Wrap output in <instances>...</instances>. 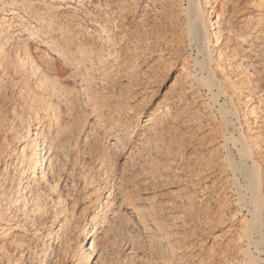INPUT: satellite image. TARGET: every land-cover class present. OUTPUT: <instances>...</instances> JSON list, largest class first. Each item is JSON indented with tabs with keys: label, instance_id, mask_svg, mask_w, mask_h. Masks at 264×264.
Wrapping results in <instances>:
<instances>
[{
	"label": "rangeland",
	"instance_id": "obj_1",
	"mask_svg": "<svg viewBox=\"0 0 264 264\" xmlns=\"http://www.w3.org/2000/svg\"><path fill=\"white\" fill-rule=\"evenodd\" d=\"M121 1L122 0H61V1L60 0H28L26 1L28 3L26 2L24 3L25 5L24 7H26V11L28 10V12L25 13L26 14L25 22H24L25 26L23 27H26V28H24V31L22 32V36L25 37V35L27 34V31H29L32 25L37 27V29L40 32V34L38 33V35L36 36L34 40H31L32 42L31 43L32 45L31 57H34V58H31V60L33 59L32 60L33 64H35V61L37 64L39 60H41V62L46 60L47 59L46 54L55 56L54 54L55 51L53 50V48L51 46L50 47L47 45L45 46L42 43L43 39L47 38L46 35L48 36V31L46 34L44 31H46L45 29H47L49 25L52 26L51 25L52 21H53L52 23L53 26L56 25L54 27L52 26L53 27L52 32H55L54 30H56V28L62 31L61 29L63 27L64 28L66 27L65 29L66 30L69 29L70 34L73 33L74 35H76V37L78 35L80 37H85V38L87 37L86 39L90 40V43L92 44L90 46L93 48V45L94 46L96 45V47L93 48V49H96V48H99L102 45V43H101V40L98 41V38L96 37L97 30L96 29L94 30L95 27H93V25L90 23V20L91 18H93V16L94 18H97L96 20H98L99 22L101 19H104V20H101L102 25L103 26L104 24L106 26L108 25L107 27L104 26V30L109 28L108 30L111 33L108 30L106 31L108 32V34L109 33L112 34V36L110 35L111 36L110 40L107 42V44H104L103 47H105L104 48L105 51H108V49L112 51L115 48L114 50L115 54L111 52L112 59H111V64L109 65H113V67L108 69V75H110L111 78H109L108 80V77H107V80L105 78L104 80L99 81L100 83L98 82V85L100 89L104 87V89L102 88L101 90L103 91L102 94L104 96H107L106 98H109L107 94H110V93L112 94L111 95L112 98H113V93H115L114 94L115 98L119 97V100L117 101H115L117 98L112 99L110 97V99L112 101L114 100L113 101L114 104H116L115 102H117L119 106L121 105L120 106L121 109L114 108L115 112L113 111L114 113H111L114 116L110 114L109 116L111 117L105 116L104 117L105 119L104 118L101 119L98 117V116H101L100 112H98L99 115H97L98 113H94V114L90 113L89 112L90 108H85L83 105L80 104V106H78L79 109L77 108L79 112H76L77 114H75V111H78V110L77 109L71 110L70 109L72 107L71 103L67 105L66 102H62L64 105L62 103H60V105H62L63 109L61 108L59 112L62 114L63 117L60 116L61 114L58 112L60 119L58 118L59 120L54 121V122L58 121L57 124L52 121L51 123L52 125H51L48 121H45L39 125L40 132L43 131L42 133L48 134L49 136L53 135V137H55V141L61 146L60 147L58 145L60 147V150H58V153H55L56 155L54 154V156L57 157V159H59V165L61 167L58 166L57 168L58 170H56L52 174V176H50V174L47 173L48 174L47 182L43 181L40 184L42 188L41 190L43 192L41 196L44 195L46 198L43 196V199L39 201L41 202L40 205H41L42 210L38 213L37 211L35 212L34 208L32 207L33 198H34L33 196L35 195L33 194V192L31 193V185L34 186L35 184L34 179L32 178L30 174L26 172L22 174V178L26 175L23 179L24 189H25L23 191L24 193L23 201L25 203L23 201H22L23 203L22 202L16 203V204L14 203L15 205L12 204L11 205L12 207H10V210H8V213L12 214L14 217L13 219L14 223H12L11 225H7L8 228L13 226L11 227V230H9L10 232L8 233L6 234L1 233L2 230H0V233H1L0 234L1 235L0 236V264H46V263L47 264H78V260L81 257V251H82V250L80 251V248L81 247H83V249L85 248L84 251L86 250L87 252L90 251L89 248L87 249V247L89 246V239H90V236L89 237L87 236L88 232L92 231L91 232L93 233L92 237L96 236L97 239L100 240L102 236L100 234H102L103 228H107L106 225L109 226L110 222H112L110 223V225L116 224V226L118 227V231H117L116 226L114 225L117 232H114L115 231L114 230L115 228H114L111 234H113V236L115 234V236L112 238L114 241H117V242L113 244L114 247L109 245L107 247L108 249H106L104 253V255L107 257L106 258L107 264H176V263L177 264H209V263L210 264H219V263L220 264H249L248 256L244 255L245 253H243L246 250H249L250 252H252L253 255L257 257V262L255 264H264V246L259 245V247H256L254 244H250V242L248 241L249 238H247L248 237L247 230L251 228L250 219L252 216L251 209L253 207L250 201L251 191L248 189L247 182H246L247 179H245V175L240 169H236L231 165L230 159L227 157L229 153L228 156L235 159L236 161H241V157L239 155L240 144L239 142L236 143V141L232 139L239 137L242 133L244 134L246 133L247 136H249L248 134H250V132L258 136V137H255L256 139L254 140H256V142L257 141L259 142L258 145H259V148H261V150L260 149L259 150L262 153V154L261 153L259 154L264 156V152H263L264 142H262L264 141V138H263L264 129L261 130L262 133L261 131H259L261 135L258 132V130L256 132H253V130L256 128V126H254V123H253L255 115L256 114L259 115V113L260 115H264V111H263L264 110L263 109L264 108L263 107L264 106V102H263L264 93H262L264 92V90L262 89L264 88V85H263L264 84V80H263L264 70H261L258 66L256 67V69L255 67L253 68V66L251 65H250L251 67L246 66L247 63L252 62L253 60L249 56H248V60L244 59L243 66L248 68L246 71L248 72L250 76L252 75V79H254V85L255 86L259 85L260 87V90H259V87L256 86L257 88H256V91L254 92L255 94L253 95L254 99H252V102L250 104V107H253L254 104H256L254 107L255 108L254 109L255 111L253 113L254 115L252 114L250 118H245L246 116H244V114L246 113L247 106L242 103H239L238 97L236 95L232 96V93L231 94L229 93L230 89L227 87V89L225 88L226 90L224 89L225 93L223 92L221 102L222 101L225 102L223 103V107L225 110H228L229 113L231 114V115L229 114V120H230L229 123L231 122L232 123L231 124L228 123V125H225L222 122L223 119H221L222 115L219 110L220 106L218 105V103H215V101L210 98L212 97V95H210L208 90L204 88V85L202 87L201 82L196 80V78H194L192 74V72H194V69H195V62L193 61V57H192L193 55L192 48L189 45L184 47L183 43H181V40H180L182 39V35H181V32L179 31H181V29L183 30L182 23H183V17L185 16V11L182 10L183 9L182 5L186 6L187 0H123V2ZM124 1L126 2V4ZM234 1H236V3H233ZM234 1L229 2L227 7H223V11L220 5L217 6V9L222 11V17H220L218 20V21H221V23L217 21L216 25L218 24L220 27L222 26L224 27L225 25L229 23L231 24L233 22L234 24L233 23L232 24L234 25L233 27H235V29H238V27L241 29H244V28L247 29V25L245 24L248 23L249 25V22L257 21L259 19L264 20V17H263L264 16V10H263L264 0H239V1L234 0ZM118 2H121V3H118ZM237 3H239L238 6H237ZM8 5L9 4H7L5 7L7 8ZM229 5L230 7H228ZM121 6L123 7L122 9H121ZM235 7H238V8L242 7V8L241 9L237 8L238 10H236ZM144 8H146V11L148 10L146 14H145L146 11L144 10ZM232 10H234V12ZM224 11H226L227 13H224ZM239 11H241L242 14H240ZM37 13H39L38 15L45 16L46 19L49 21L41 25L37 24L36 19L34 17L36 16L35 14ZM4 15L12 16L11 12L8 10H6V13H4ZM251 15L254 17H251ZM241 16H243L245 19ZM143 17H145V19H143ZM212 17L214 18L215 16H212ZM141 18L143 20H141ZM166 20L168 22H166ZM169 20L170 21L172 20V21L169 23ZM136 21L139 22L138 23L139 26H137ZM224 22H225V25H223ZM173 23H175L174 27L172 26ZM112 24H114L115 26ZM241 24H244V25L242 26ZM260 24H259V28H262V27L264 28V21ZM216 25H215L216 27L215 30L220 28L219 26H216ZM73 26L74 28H72ZM120 26H122V28L116 29L117 27H120ZM15 28L17 29V27ZM39 28H41L43 31ZM166 28H168V30ZM122 30L124 31L122 32ZM126 30H127V33L131 35L129 34L125 35L127 34ZM60 31L58 32V30H56V33L58 32L57 34L52 33V32H49V33H51V35H58ZM112 31L114 33H112ZM79 33H81V35ZM138 33L140 35L142 34L141 38H140V35L138 36ZM3 34H5V32H3ZM132 35H133V38H131ZM174 35H175V38H173ZM147 36H148V40H146ZM176 36L179 37L180 39L177 40L178 38ZM122 38L123 40L121 42ZM128 38L129 39L131 38V39L129 40ZM212 40H215V37L212 38ZM10 41L12 40L9 39V42L7 43L9 46L8 45L6 46V51L9 50L8 51L9 53L7 52L8 55L12 54L11 57H14V58H11L10 60V57L7 56L9 60L15 62L16 60L15 56L17 57L19 53H20L19 54L20 56L18 55V57L20 58L22 56L21 58H24L23 53H21L22 51L19 49L17 51V46L13 45L16 40L14 39L12 41L13 43ZM123 42L125 43L123 44ZM179 42L182 45H180ZM224 42L225 41H220L218 44L219 46L218 45L215 46L216 48L213 47L215 51L218 50L217 51V53L219 52L218 54H220L223 51L222 49L225 48L226 45L222 44ZM179 45L181 47L183 46L182 50H180L181 47ZM11 46H12V49H11ZM125 46L126 47L128 46L127 48H130V49H127ZM246 46H248V44H245V47ZM134 47L136 48L135 52H134V49H135ZM176 47L177 48L179 47L177 49L179 53L176 51ZM117 48L118 50H116ZM139 48H141V50ZM120 49H121L120 53L117 52ZM126 49L127 51L128 50L131 51L130 53L131 55L129 54L130 51H128L127 53ZM137 49H139V51H137ZM124 50H125V53H124ZM236 50L237 49L234 50L235 52L234 51H231V52L239 56L236 58L237 60H241L242 54L245 55L246 53L240 49L238 51ZM121 52L123 54H121ZM195 53H196V49H195ZM138 54L141 55L142 57L139 56ZM121 55L122 56L129 55L128 56L129 59L127 56L122 57ZM217 55H214V56L217 57ZM131 56H133L132 59H131ZM119 58H121L120 60L121 61L123 60V62L127 64V66L125 67L128 68L129 66H132L134 68L133 70L129 69L130 71L132 70L131 72H133L134 74L129 72L131 76L129 75V73L127 72L129 70L126 69L124 66L120 65V63L122 62H120ZM249 58L251 60H249ZM12 59H15V60H12ZM134 59H136L137 62L134 61ZM31 60H27L28 62H26V67L28 70L32 68ZM232 61H234V58ZM219 62L221 63L222 61L219 60ZM228 64L230 65L229 60H227V62L225 60L224 62L221 63L222 67L225 66L224 67L225 70L223 68V71H227L229 69V71H227L229 75L223 71H222V74L220 71H218L217 73H220L218 75L232 76L233 74L234 76V73H233L234 69L228 68L229 66ZM256 65H259V64H256ZM2 66H0L2 69L5 68L3 64ZM132 67H129V68H132ZM1 68H0V73L2 72ZM116 69L118 71H114ZM252 69H254L255 71H253ZM258 69H260V71L262 72H259ZM125 70L127 71L123 73V71ZM111 71H113L112 75L113 73H115L113 76L111 75ZM256 71L259 73V75H261L260 73H263V74L261 76L256 75L257 74ZM121 72L123 74H121ZM132 74L135 76H133ZM7 76L6 75L4 76L1 74V77H0V79L2 78L1 80L2 81L4 80L6 83L8 80H10L11 82L10 83L8 81L7 84L5 83L6 85H3L4 81L1 82L0 80V89L1 88L3 89L6 86L5 90L7 91V92L5 91L6 92L5 94L3 91L4 89L2 90L3 92L0 90V93H1L0 94V102H1L0 106L3 107L1 105L3 103L5 111L9 112L8 113L9 115L6 113V115H8L7 123L12 124V121H13V124L16 128H17V125L18 127L21 125L22 127L20 126V128L24 129L25 131L26 128L25 127L23 128L22 123L24 122L23 124L29 125L30 121L33 122L32 118L35 117L34 116L35 114L32 115L33 113L28 109V107L26 106V103L25 104L23 103L24 100L22 97V93L25 90H22V93H21L19 89L20 87L16 88L19 85L18 81H16L17 84H14L15 83L14 77L16 76L12 75V79L14 78V80L11 79V76L10 78L9 76L8 77ZM118 76L120 77L118 78ZM261 77H263V79H261ZM32 78L33 77L28 78L27 81L31 80ZM110 80L112 83L110 82ZM31 81L33 82V79ZM31 81L30 83H32ZM189 83L191 84L192 88L190 87ZM14 85H17V86L15 87ZM184 86L185 88H183ZM188 87H189V90H188ZM15 90L17 91V93H15L16 92ZM181 92H187V93L183 94ZM194 92L195 93L197 92V93L195 94ZM3 94L4 96H2ZM182 94L183 96H181ZM180 96H181V99L179 101L178 99L180 98ZM196 98H198V100ZM8 99L10 100V102ZM123 99L124 101L126 100L125 105L123 104L124 103ZM261 102L263 103L261 104ZM113 103H112V106H114ZM65 104H66V107H65ZM69 105H71V107ZM123 105L124 106L127 105L126 106L127 110L124 108ZM184 105L186 108L184 107ZM82 108H85V109H82ZM166 108L167 110H163ZM174 108L175 110L178 109L179 112H177L178 110L175 112ZM8 109L9 111H7ZM24 109H26V111L27 110L29 111L25 112ZM69 109L72 112L70 113L69 111L70 114H68L67 112ZM170 109H173V110H170ZM118 110H121V111H118ZM12 111H14L15 113ZM80 111L83 112L84 115ZM103 111L108 112V107L103 108ZM159 111H161V113ZM28 112L29 113L31 112V115L33 117L32 116L28 117L29 115ZM155 112H159L161 115H158L159 113H155ZM232 112L233 113L237 112V114L236 113L233 114ZM169 113H171L172 115L174 114L173 117L171 114L168 116ZM175 113L179 115L176 116ZM12 114H15V115L13 116ZM79 114H81V116L78 118ZM16 115L18 117H20L21 115V117L19 118L21 120H18V119L15 120ZM150 115L151 116L157 115L158 117L157 121L155 122L156 123L155 126L153 122H151L152 120L150 121L151 119L149 117ZM196 116H198V119L200 117V120L202 121H199L198 119H197L198 122L196 119L193 120L194 117ZM25 117L26 118L28 117V120L30 121L25 119ZM61 117L63 120H67L66 121L67 123H64V124H67V126L63 125V127L66 126L65 128H67L65 130L62 127L63 120L61 119ZM70 117H72V120L74 121L69 119ZM95 117L99 118V120L102 121L99 123V124L102 123L101 125L96 124L97 121L95 120ZM239 117H241V119ZM243 117H244V120H243ZM172 118H175V119H172ZM184 118H186L184 120L185 122L183 121ZM189 118L190 120L188 121ZM80 119H82V121ZM114 119H115L114 123L118 121L117 122L118 124H116L117 127L121 125L119 128L122 127L124 129L122 134L126 132L130 133V136H128L127 139H123L124 141V142L122 141L123 143L120 142L121 141L120 140L119 143L115 145L116 147L112 146L111 143L112 141H115L114 135L118 133L117 132L118 128L116 129L114 126L109 128V126L113 123L112 121ZM25 120H27L28 122ZM70 121L73 123H71ZM110 122L111 124H108ZM187 122L190 124H188ZM80 124H82L83 126ZM95 124L97 125L96 128H94L96 126ZM159 124L160 125L162 124V125L160 126ZM58 125H60L62 127L61 129L66 132H62L61 130L62 132L61 133L60 126ZM69 125H72V126L70 127ZM149 125H153V126L150 127ZM157 125L159 128L156 127ZM164 125L165 127L167 126L166 127L167 129L164 127ZM48 126L52 128V130H50L51 132L49 131ZM225 126H227L226 129H225ZM103 127L104 128L107 127L110 130H108L107 128L104 129ZM20 128H17L18 131L20 130L19 132L21 134H24V131L21 130ZM155 128L157 130H155ZM220 128L221 130H219ZM250 128L251 130L249 132L248 130ZM209 129L210 131H208ZM4 131H6V136H4L5 135ZM4 131L3 133L0 132V145L3 144L0 146V150H2L0 151L1 152L0 153V193L2 191L8 190L9 187H11V184L15 180L14 176L18 175V173L16 172V169L19 167L18 164L20 163V160H19L20 153H19V150L16 149L19 144L16 142V140H14L15 138H13V137H16L14 136L15 133L13 132L12 134L11 132H9V130H4ZM112 131H114V133ZM160 131L161 132L164 131L163 134L167 132V134L165 133L163 135L161 133L162 135H160L159 134ZM56 132L57 133L60 132L59 136ZM170 132L172 133L170 134ZM78 135H79V139H78ZM56 137H57V140H56ZM225 137L227 139H225ZM3 138H7V139L4 140ZM158 139H160V141ZM164 139L166 140V142ZM167 139H169V141ZM170 140H173V141H170ZM227 140L229 141L227 142ZM252 140L251 139L249 140L252 143L251 145L254 144ZM157 141L160 143H158ZM233 142H235V146H233L234 144ZM162 144L163 146H161ZM8 145L11 148L12 147L14 148V149L12 148L14 152H12L11 155L8 153L9 150L6 151V148L9 147ZM165 145L167 146L166 148L167 150L165 149ZM172 145H174L173 148H172ZM10 147L9 149L11 151L12 149ZM225 147L228 149H225ZM169 148H171V150H168ZM172 150H174L173 153L171 152ZM118 155L120 156V158ZM263 156H259L260 158L259 161L260 163L263 162L261 164L263 165V169H264V157ZM256 157L258 156L256 155ZM262 157H263V160H262ZM217 159L218 160L222 159V160L218 162ZM47 161L48 159H46V163L44 164L45 169L47 167ZM102 164L105 168L102 167ZM87 174L89 176H87ZM50 178L53 179V181ZM50 185L52 186L56 185L54 186L53 191H51ZM98 188H100L99 189L100 191L97 190ZM130 190L132 193L134 192H137V193L132 194ZM133 195L140 196L139 200H137L139 202L135 201L136 207H141L142 205V210L144 209L146 211V215L148 216L150 214L147 218V221L144 222L145 225L144 224L134 225L133 222H130V221L127 222L129 218L128 217L126 218V216L128 215L121 216L120 214H118L121 211V209H119L120 211L117 213V210L119 208L118 206L120 204V201L122 202V200H119L116 198L127 199L125 197L133 196ZM241 195L243 196V198ZM59 196L61 197L60 200L63 201L61 202V205L66 210L65 213L66 214L69 213L68 215L69 216L71 215L70 218L72 216L74 217V220H73V217L72 219H69L70 221L68 220L69 224L67 223L66 226L64 225L67 221L64 222V217L61 216L60 214H56L57 213L56 210L58 208L60 209V205L58 207L57 205L58 203L56 202L58 201L56 197H59ZM29 197L30 199L31 198L32 199L30 200ZM95 200L96 202H94ZM123 204H126V202H124ZM30 205H31V208H30ZM146 207H147V210L145 209ZM197 209H200V210H197ZM207 213H208V216H207ZM93 215H96L98 218L97 217L94 218L95 220L91 219ZM114 215L116 217L117 222L114 219ZM116 215L119 216V219H118V216ZM151 215L153 216L155 215V216L152 217ZM209 215L211 217H209ZM122 217H124L126 220L123 219ZM149 217H151L150 220H149ZM107 219L113 220V221H109ZM122 219H123V224H121ZM118 220L120 222H118ZM153 220L159 221L160 224L162 225L163 230L161 231V233H158L157 231H153L155 230V227L153 225ZM71 224L75 228H73ZM113 225L112 227H114ZM61 227L63 228L61 229ZM137 229H140V230H137ZM88 230H91V231H88ZM145 230H149L151 233L149 231L146 232ZM152 232L153 233L155 232L156 234L158 233L159 235L158 234L156 235L155 233L154 235L152 234ZM147 237L149 238L147 239ZM157 237H159V240H158L159 242L157 241ZM252 237L254 239H258L259 234L256 231H252ZM160 239H162L163 241ZM136 241H139V242H136ZM154 241L156 242V244ZM134 244H135V248H134ZM247 244L250 247H248ZM258 249L260 251H258ZM77 255L79 256V258H77L78 257ZM88 256L90 259L88 264L89 263L94 264V262L92 261L96 260L97 255H95V253H90ZM93 257L94 259H92ZM205 261H207V263Z\"/></svg>",
	"mask_w": 264,
	"mask_h": 264
},
{
	"label": "bare ground",
	"instance_id": "obj_2",
	"mask_svg": "<svg viewBox=\"0 0 264 264\" xmlns=\"http://www.w3.org/2000/svg\"><path fill=\"white\" fill-rule=\"evenodd\" d=\"M26 1H28V0H8V2H7V0H0V66H2V64L5 66V68H1L2 69V72L0 73V77H1V74L2 75H8L9 76V78H10V76H11V79H12V75H15L16 77H14L15 78V83L14 84H17L16 83V81H18V86L17 85H14L16 88H19L20 89V91H21V93H22V90H25V91H23V93H22V97H23V103L25 104L26 103V106L28 107V109L33 113L32 115H34L35 117L34 118H32L33 119V122H31L30 120H28V117H31L32 115H31V112L29 113V115H28V117L26 118L25 117V119H27L28 121H30V124L29 125H25V124H23L22 123V125H23V128L25 127L26 128V130L24 131V129H21L20 128V126L18 127V125H17V128H20L21 130H23L24 131V134H21L19 131H18V129L14 126V124H13V121H12V124H8L7 123V120H8V118H7V116L9 115L8 113L9 112H6L5 111V109H4V105H3V103L1 104L3 107H1L0 106V132H2L3 133V131L4 130H9V132H11L12 134H13V132L15 133L14 134V136H16V137H13V138H15L14 140H16V142L19 144H17L18 146H17V150H19V153H20V158H19V160H20V163L18 164V168L16 169V172L18 173V175H15V174H17V173H15L14 175V177H15V180H14V182L11 184V187H9V189L8 190H5V189H3V190H5V191H2L0 194H1V196H0V230H2V232L1 233H4V234H6V233H8V232H10L9 230H11V227H13V226H11V227H7V225H11L12 223H14L13 222V219H14V217H13V215L12 214H10V213H8V210H10V207H12L11 205L13 204V205H15L16 203H20V202H22L23 201V199H24V193H23V191L25 190L24 189V182H23V179H24V177L26 176H24L23 178H22V174L24 173V172H26V173H28V174H30L31 176H32V178L34 179V186L33 185H31V193L33 192V194L35 195V196H33L34 198H33V203H32V207L34 208V210H35V212L37 211V213L38 212H40L42 209H41V202H39L41 199H43V196H41V194H43V192H42V188H41V186H40V184L43 182V181H46L47 182V179H48V174L47 173H49L50 174V176H52V174L56 171V170H58L57 168H58V166H60L59 165V159H57V157H55L54 156V154L55 153H58V150H60V145L55 141V137H53V135L52 136H49L48 134H45V133H42V132H40V127H39V125L41 124V123H43V122H45V121H48L50 124L52 123V121L54 122V121H56V120H59L60 118V116H62V114L59 112V110H61V108H62V105H60V103H62V102H66V104L68 105V104H72V107H71V105H69L70 107V109L72 110H75V109H77L78 108V106H80V104L81 105H83L85 108H90V113H98V112H100V115L101 116H98L99 118H101V119H103L105 116L107 117V116H109L111 113H114L115 111V109L114 108H120V106H119V104H117V102H115L116 104H114L113 103V101L110 99V97L112 98V94L110 93V91H109V93L110 94H107L108 96H109V98H106L107 96H104L103 94H102V88L104 89V87H102V85H101V89H100V87H99V85H98V82L99 81H101V80H104L105 78H106V80H107V77H108V80H109V78H111L110 77V75H108V69H110V68H112L113 67V65H109V64H111V59H112V53H114V50H115V48H114V50H112V48H111V50L112 51H110L108 48H106V49H108V51H105V47H103V45L104 44H107V42L110 40V38H111V36H112V34H110L111 32L108 30V29H106V30H108L110 33L108 34V32L106 31V30H104V26L105 27H107L105 24H104V26L102 25V23H101V20H104V19H101L100 20V22L98 21V20H96L97 18H94V16H93V18H91V20H90V23L93 25V27H95L94 28V30L96 29L97 31H96V33H97V38H98V41H100L101 40V43H102V45L100 46V45H98V46H100L99 48H96V49H93L94 47H96V45L94 46L93 45V48L90 46V45H92L91 43H90V40H87L85 37H80L78 34V36L76 37V35H74L73 33L72 34H70V30L68 29V30H66L64 27V29L62 28H60L62 31H60L59 29H57L56 28V30H58V32L60 31V33L58 34V35H51V33H49V32H52L53 31V27L54 26H56V25H54L53 26V21L52 20H50V21H52L51 22V25L53 26H50L48 23V25H49V27H47V29H45L46 31H44L45 32V34L47 33V31H48V36L46 35V39H43V44L46 46H51L52 48H53V50L55 51V56L54 55H49V54H46L47 55V59L46 60H44V61H42L41 62V60H39L38 62H37V64H36V61H35V64H33V59L31 60V58H34V57H31V51H32V45H31V40H34L35 38H36V36L38 35V33L40 34V32H39V30L37 29V27H35V26H31V24H30V26L32 27H30V29H29V27H28V29H29V31H27V34L25 35V37H23L22 36V32L24 31V28H26V27H23V26H25L24 25V22H25V13L26 12H28V10L26 11V7H24L25 5H24V3L26 2ZM61 1V0H60ZM231 1H234V0H187V4H186V6L185 5H182V10H184L185 11V16L183 17V30L181 29V31H179V32H181V35H182V39H180L179 37H177L178 39L177 40H181V43H183V45H184V47L185 46H190L191 48H192V50H193V55H192V57H193V61L195 62V69H194V72H192V74H193V76H194V78H196V80H198V81H200L201 82V84H202V87H203V85H204V88L205 89H207L208 90V92H209V94L210 95H212V97H210L211 99H213L214 101H215V103H218V105L220 106V108H219V110H220V112H221V115H222V117H221V119H223V123L225 124V125H228V123H229V111L228 110H225L224 109V107H223V103H225V102H221V99H222V95H223V92L225 93V90L227 89V87L230 89L229 90V93L231 94L232 93V96L233 95H236L237 97H238V101H239V103H242V104H244V105H246L247 106V110H246V113L244 114V116H246L245 118H250L251 116H252V114L254 113V107H255V105L256 104H254V106L253 107H250V104H251V102H252V99H254L253 97V95L255 94L254 92L256 91V88L257 87H259V85L256 87L255 85H254V79H252V75L250 76L249 74H248V72L246 71L248 68L247 67H244L243 66V61H244V59H247L248 60V56L249 57H251L252 58V62H249V63H247V64H249V65H247L246 64V66H253V68L255 67V69H256V67L258 66L261 70H264V28L262 27V28H259V24L260 23H262L264 20L263 19H259V20H257V21H251V22H249V25H248V23L247 24H245V25H247V29H241V28H239L238 27V29H235V27H233L234 25V23L232 24H227V25H225V22H224V24L223 25H225L224 27L222 26V27H220L218 24L216 25V22L219 20V18L220 17H222V11H223V7H227V5L229 4V2H231ZM239 1V0H238ZM237 1V2H238ZM121 2H123V0L121 1ZM121 2H118V3H121ZM125 2V1H124ZM183 2V1H182ZM26 3H28V2H26ZM32 3V2H31ZM127 3H128V1H127ZM233 3H236V1H234ZM253 3V2H252ZM7 4H9L8 5V7H9V9H8V7L6 8L5 6L7 5ZM125 4H126V2H125ZM148 4V3H147ZM238 4L239 3H237V6H238ZM263 4V3H262ZM146 5V4H145ZM179 5V4H178ZM218 5H220V7H221V9H222V11L221 10H219V9H217V6ZM231 5V4H230ZM230 5L228 6V7H230ZM235 5V4H234ZM233 5V6H234ZM116 6H118V5H116ZM123 6V5H122ZM121 6V9L123 8ZM185 6V7H184ZM240 6V5H239ZM251 6V5H250ZM259 6V5H258ZM120 7V6H119ZM143 7V6H142ZM145 7V6H144ZM180 7V6H179ZM127 8V7H126ZM236 8V10H238L239 8L238 7H235ZM234 8V9H235ZM238 8V9H237ZM242 8V7H241ZM240 8V9H241ZM128 9H129V7H128ZM6 10H8V11H10L11 12V15L12 16H6V15H4V13H6ZM30 10V9H29ZM36 10V9H35ZM144 10L146 11V8H144ZM181 10V9H180ZM227 10V9H226ZM245 10V9H244ZM263 10H264V8H263ZM144 11V12H145ZM148 11V10H147ZM147 11L145 12V14L147 13ZM176 11V10H175ZM233 12H234V10H232ZM242 11V10H241ZM241 11H239L240 12V14H242V12ZM144 12H143V14H144ZM149 12H150V10H149ZM182 12V11H181ZM236 12V11H235ZM238 12V13H239ZM263 12V11H262ZM33 13V12H32ZM224 13H227L226 11H224ZM39 13H37V14H35L36 16H34L35 17V19H36V22H37V24H44L45 22H48L49 20H47L46 19V17L45 16H41V15H38ZM150 14V13H149ZM179 14V13H178ZM228 14H229V12H228ZM44 15H45V13H44ZM148 15V14H147ZM147 15H145V16H147ZM238 15V14H237ZM261 15V14H260ZM31 16V15H30ZM177 16V15H176ZM212 16H215L214 18L212 17ZM250 16V15H249ZM27 17H28V15H27ZM97 17V16H96ZM99 17V16H98ZM178 17V16H177ZM237 17V16H236ZM241 17H243V16H241ZM251 17H254V16H252L251 15ZM256 17V16H255ZM264 17V16H263ZM33 18V17H32ZM102 18H104V17H102ZM225 18V17H224ZM244 18V17H243ZM242 18V19H243ZM52 19V18H51ZM100 19V18H99ZM143 19H145V17H143ZM142 18H141V20H143ZM147 19V18H146ZM223 19V18H222ZM245 19V18H244ZM254 19V18H253ZM27 20V19H26ZM227 20V19H226ZM233 20V19H232ZM238 20V19H237ZM250 20V19H249ZM139 21H140V19H139ZM172 21V20H171ZM170 20H169V23L171 22ZM223 21H225V20H223ZM245 21V20H244ZM73 22V21H72ZM105 22V21H104ZM137 22V21H136ZM145 22V21H144ZM166 22H168L167 20H166ZM174 22H175V20H174ZM178 22H180V21H178ZM218 22H220L221 23V21H218ZM63 23V22H62ZM138 23L139 22H137L136 24H137V26H139L138 25ZM163 23V22H162ZM228 23V22H227ZM239 23V22H238ZM246 23V22H245ZM66 24V23H65ZM70 24V23H69ZM68 24V25H69ZM73 24V23H72ZM133 24V23H132ZM174 24L175 23H173V27H174ZM29 25V24H28ZM39 25V26H40ZM112 25H114V24H112ZM123 25V24H122ZM170 25V24H169ZM180 25V24H179ZM215 25L216 26H219L220 28H218L217 30H215ZM238 25V24H237ZM242 26L244 25V24H241ZM240 25V26H241ZM261 25V24H260ZM62 26H63V24H62ZM62 26H60V27H62ZM77 26V25H76ZM115 26V25H114ZM117 26H119V25H117ZM166 26H168V25H166ZM15 27H17V29L15 28ZM46 27V26H45ZM69 27V26H68ZM143 27H145V26H143ZM178 27V26H177ZM176 27V28H177ZM180 27H182V26H180ZM42 28V27H41ZM41 28H39V29H41ZM59 28V27H58ZM70 28V27H69ZM72 28H74V26L72 27ZM118 28H122V26H120V27H117L116 29H118ZM135 28V27H134ZM147 28V27H146ZM243 28V27H242ZM27 29V30H28ZM140 29V28H139ZM138 29V30H139ZM167 30H168V28H166ZM179 29V30H180ZM42 30V29H41ZM56 30H54L55 32H52V33H56ZM121 30V29H120ZM128 30V29H127ZM127 30H126V33H127ZM135 30V29H134ZM245 30V31H244ZM43 31V30H42ZM124 30H122V32H123ZM129 31V30H128ZM133 31V30H132ZM165 31V30H164ZM3 32H5V34H3ZM43 32V33H44ZM57 32V33H58ZM72 32V31H71ZM95 32V31H94ZM116 32V31H115ZM136 32V31H135ZM144 32V31H143ZM166 32V31H165ZM175 32V31H174ZM178 32V33H179ZM56 33V34H57ZM112 33H114L113 31H112ZM139 33H140V31H139ZM138 33V36L140 35ZM151 33V32H150ZM168 33V32H167ZM80 35H81V33H79ZM121 34V33H120ZM124 34V33H123ZM123 34H122V36H123ZM129 33H127V34H125V35H128ZM133 34H134V32H133ZM111 35V36H110ZM116 35V34H115ZM129 35H131V34H129ZM136 35V34H135ZM142 35V34H141ZM141 35H140V38H141ZM83 36V35H82ZM113 36H114V34H113ZM144 37V36H143ZM215 37V40H212V38H214ZM38 38V37H37ZM121 38V37H120ZM123 38H125V37H123ZM123 38L121 39V42H122V40H123ZM131 38H133V35H132V37ZM130 38V39H131ZM138 38V37H137ZM173 38H175V35H174V37ZM9 39L10 40H16L15 41V43L13 44V45H15V46H17V51H18V49L19 50H21L22 52L21 53H23V56H24V58H19L18 57V55L20 54H18L17 55V57L15 56V58H16V60L15 59H12V60H15V62L14 61H10L11 60V58H14V57H11L12 56V54L9 56L8 55V51L9 50H7L6 51V46L8 45L7 43L9 42ZM129 39V38H128ZM129 39V40H130ZM135 39V38H134ZM134 39H133V41H134ZM222 39V40H221ZM117 40H119V39H117ZM128 40V41H129ZM145 40V39H144ZM146 40H148V36H147V39ZM12 41H10V42H12ZM92 41V40H91ZM97 41V42H98ZM115 41V40H114ZM113 41V42H114ZM138 41V40H137ZM141 41H142V39H141ZM173 41V40H172ZM171 41V42H172ZM213 41V42H212ZM220 41H225L224 43H222V44H225V45H223V46H225V48H223L222 50V52L220 53V54H218L217 53V51H215V49L213 48V47H215V46H217L218 44H219V42ZM119 42V41H118ZM121 42H120V44H121ZM13 43V42H12ZM93 43V42H92ZM115 43V42H114ZM125 42H123V44H124ZM131 43H132V41H131ZM143 43V42H142ZM148 43V42H147ZM170 43V42H169ZM180 43V42H179ZM180 43V45H182ZM10 44V43H9ZM129 44V43H128ZM127 44V45H128ZM149 44V43H148ZM176 44H178V43H176ZM245 44H248V46H246L245 47ZM108 45H110V44H108ZM117 45V44H116ZM119 45V44H118ZM131 45V44H130ZM143 45V44H142ZM147 45V44H146ZM171 45V44H170ZM179 45V46H180ZM9 46V45H8ZM105 46H107V45H105ZM120 46V45H119ZM124 46V45H123ZM135 46V45H134ZM138 46V45H137ZM136 46V47H137ZM176 46H178V45H176ZM219 46V45H218ZM222 46V45H221ZM112 47V46H111ZM116 47H118V46H116ZM126 47V46H125ZM128 47V46H127ZM126 47V48H127ZM166 47V46H165ZM181 47V46H180ZM14 48V47H13ZM132 48V47H131ZM135 48V47H134ZM143 48V47H142ZM148 48H150V47H148ZM179 48V47H178ZM177 47H176V51H177V49H178ZM182 48H183V46L180 48V50H182ZM216 48V47H215ZM11 49H12V46H11ZM16 49V48H15ZM15 49H14V51H15ZM127 49H130V48H127ZM127 49H126V51H127ZM140 50H141V48H139ZM139 49H137V51H139ZM195 49H196V53H195ZM221 49V48H220ZM235 49H237L236 51H238L239 49L240 50H243V52H245L246 54H248V55H246L245 53V55H243L242 54V56H241V60H237L236 58L237 57H239V56H237L236 54H233L231 51H234ZM116 50H118V48L116 49ZM135 50H136V48L134 49V52H135ZM149 50V49H148ZM34 51V50H33ZM120 51H121V49L119 50V51H117V52H119L120 53ZM128 51H130V50H128ZM128 51H127V53H128ZM166 51V50H165ZM8 52V53H7ZM50 52V51H49ZM112 52V53H111ZM116 52V53H117ZM133 52V51H132ZM141 52V51H140ZM139 52V53H140ZM178 53H179V51H177ZM230 52H231V54H230ZM235 52V51H234ZM10 53H11V51H10ZM124 53H125V50H124ZM131 53V51L129 52V54ZM182 53V52H181ZM237 53V52H236ZM15 54V53H14ZM14 54H13V56H14ZM17 54V53H16ZM115 54V53H114ZM113 54V55H114ZM121 54H123L122 52H121ZM133 54V53H132ZM135 54V53H134ZM142 54V53H141ZM218 54V55H217ZM241 54V53H240ZM49 55V56H48ZM117 55H119V54H117ZM131 55V54H130ZM139 55V54H138ZM214 55H217V57L216 56H214ZM239 55V54H238ZM10 57V60H9V58L8 57ZM20 56V55H19ZM122 56V55H121ZM123 56H129V55H123ZM122 56V57H123ZM139 56H141V55H139ZM116 57V56H115ZM126 57V58H127ZM132 57L133 56H131V59H132ZM142 57V56H141ZM190 57H191V55H190ZM219 57V58H218ZM40 58V57H39ZM125 58V59H126ZM138 58V57H137ZM233 58H234V61H232L233 60ZM121 58H119V60H120ZM124 59V60H125ZM128 59H129V57H128ZM127 59V60H128ZM27 60H31V62H32V68L30 69V70H28L27 69V67H26V62H28ZM127 60H126V62H127ZM138 60H140V59H138ZM190 60V59H189ZM219 60H221L222 62H224L225 60H226V62H227V60H229V62H230V67L228 66V68H233L234 70H233V73H234V76H233V74H232V76H228L229 74L227 73V71H229V69L227 70V71H223V68L225 67H222V65H221V63L219 62ZM224 60V61H223ZM249 60H251L250 58H249ZM12 62V63H10V62ZM134 61H136L137 62V60L136 59H134ZM14 62V63H13ZM120 62H122V63H120V65H122V66H127V64H125V62H123V60L121 61L120 60ZM132 62V61H131ZM130 62V63H131ZM38 63H40V64H38ZM220 63V64H219ZM134 64H135V62H134ZM134 64H133V66H134ZM256 64H259V65H256ZM118 65V64H117ZM119 65V66H120ZM226 65V64H225ZM260 65H262V66H260ZM118 66V67H119ZM190 66V65H189ZM227 66V65H226ZM250 66V67H251ZM3 67V66H2ZM29 67V66H28ZM31 67V66H30ZM114 67H115V65H114ZM117 67V66H116ZM129 67H132V66H129ZM127 68V67H125L126 69H134L133 67L132 68ZM115 69V68H114ZM124 69V68H123ZM227 69V68H226ZM260 69H258L259 70V72H262V71H260ZM120 70V69H119ZM131 70V71H132ZM224 70H225V68H224ZM253 71H255L254 69H252ZM257 70V71H258ZM110 71V70H109ZM114 71H118L117 69L116 70H114ZM121 71V70H120ZM127 70H125V71H123V73L124 72H126ZM130 70L129 71H127L128 73L129 72H131ZM135 71V70H134ZM218 71H220L221 72V74H222V71L223 72H226L228 75L226 76H220V75H218V74H220V73H217ZM256 71V72H257ZM112 72L113 71H111V75H112ZM119 73V72H118ZM117 73V74H118ZM122 72H121V74H123ZM131 73H133V72H131ZM190 73V72H189ZM11 74V75H10ZM115 73H113V75H114ZM120 74V75H121ZM134 74V73H133ZM132 74V75H133ZM252 74V73H251ZM261 75L263 74V73H260ZM112 75V76H113ZM128 75V74H127ZM129 75H130V73H129ZM231 75V74H230ZM256 75H259V73L257 72V74ZM261 75H259V76H261ZM7 76V77H8ZM33 77L32 79H33V82L31 81V80H29V81H27V79L28 78H30V77ZM131 76V75H130ZM133 76H135V75H133ZM258 76V77H259ZM120 76H118V78H119ZM122 77V76H121ZM263 77H264V75H263ZM263 77H261V79H263ZM4 78V77H3ZM14 78L12 79V80H14ZM190 78V77H189ZM254 78V77H253ZM260 78V77H259ZM258 78V79H259ZM2 79V78H1ZM0 79V80H1ZM8 79V78H7ZM132 80V79H131ZM192 80V79H191ZM264 80V79H263ZM4 81V80H3ZM2 80H1V82H3ZM9 82H10V80H8ZM8 81H7V83H8ZM30 81L32 82V83H30ZM133 81V80H132ZM260 81V80H259ZM105 82H107V81H105ZM110 82H111V80H110ZM109 82V83H110ZM257 82V81H256ZM262 82V81H261ZM6 82L4 81V83H3V85H6L5 84ZM11 83V82H10ZM9 83V84H10ZM100 83V82H99ZM112 83V82H111ZM132 83V82H131ZM188 83V82H187ZM186 83V84H187ZM190 83H191V81H190ZM189 83V85H190V87H191V84ZM103 84V83H102ZM104 84H106V83H104ZM258 84V83H257ZM261 84V83H260ZM2 85V86H3ZM12 85H13V83H12ZM185 85V84H184ZM264 85V84H263ZM1 86V87H2ZM7 86H9V85H7ZM114 86H115V84H114ZM182 86V85H181ZM226 86V87H225ZM4 87V86H3ZM11 87V86H10ZM108 87V86H107ZM106 88V87H105ZM183 88H185V86L183 87ZM182 88V89H183ZM187 88V87H186ZM192 88V87H191ZM190 88V89H191ZM226 88V89H225ZM4 89V90H3ZM1 88L0 90L2 91H4V93L6 94V86L4 87V88ZM7 89H9V88H7ZM181 89V90H182ZM225 89V90H224ZM263 90H264V88H262ZM261 89V90H262ZM101 90V91H100ZM106 90V89H105ZM185 90V89H184ZM187 90V89H186ZM188 90H189V87H188ZM193 90V89H192ZM259 90H260V87H259ZM2 91V92H3ZM6 91V92H5ZM16 91V90H15ZM19 91V92H20ZM108 91V90H107ZM114 91V90H113ZM204 91V90H203ZM119 92V91H118ZM121 92V91H120ZM227 92V91H226ZM15 93H17V91L15 92ZM113 93V92H112ZM181 93H187V92H181ZM195 93V92H194ZM197 93V92H196ZM195 93V94H196ZM261 93V92H260ZM262 93H264V92H262ZM1 94V93H0ZM114 94L115 93H113V98L112 99H116L115 101H117V100H119V97H114ZM118 94H120V93H118ZM183 94L181 95V96H183ZM201 94V93H200ZM229 95V94H228ZM227 95V96H228ZM260 95V94H259ZM258 95V96H259ZM2 96H4V94L2 95ZM1 96V97H2ZM116 96V95H115ZM178 96H179V94H178ZM178 96H177V98H178ZM181 96H180V98L178 99L179 101H180V99H181ZM200 96V95H199ZM209 96V95H208ZM225 96V95H224ZM255 97H257V96H255ZM260 97V96H259ZM261 97H263V96H261ZM6 98V97H5ZM5 98H3V99H5ZM11 98V97H10ZM13 98V97H12ZM227 98V97H226ZM230 98V97H229ZM197 100H198V98H196ZM195 99V100H196ZM232 99V98H231ZM235 99V98H234ZM259 99H261V98H259ZM263 99V98H262ZM9 100V99H8ZM13 100V99H12ZM21 100V99H20ZM212 100V101H213ZM257 100V99H256ZM264 100V99H263ZM4 101V100H3ZM121 101V100H120ZM123 101H124V99H123ZM126 101V100H125ZM125 101H124V105H125ZM128 101H129V99H128ZM186 101H188V100H186ZM213 101V102H214ZM227 101H229V100H227ZM233 101V100H232ZM235 101V100H234ZM7 102V101H6ZM9 102H10V100H9ZM192 102V101H191ZM199 102V101H198ZM264 102V101H263ZM263 102H261V104L263 103ZM1 103V102H0ZM22 103V104H23ZM112 103L114 104V106H112ZM121 103V102H120ZM195 103V102H194ZM204 103V102H203ZM228 103V102H227ZM238 103V104H239ZM259 103V102H258ZM63 104V103H62ZM66 104H65V107H66ZM261 104H259V105H261ZM7 105V104H6ZM64 105V104H63ZM123 105V106H124ZM159 105V104H158ZM175 105V104H174ZM187 105V104H186ZM188 105H190V104H188ZM201 105V104H200ZM199 105V106H200ZM240 105V104H239ZM258 105V104H257ZM11 106V105H10ZM25 106V105H24ZM61 106V107H60ZM127 106V105H126ZM126 106H124V108L126 109ZM204 106V105H203ZM249 106V107H248ZM68 107V106H67ZM106 107H108V112H105V111H103V108H106ZM113 108V110H112V108ZM172 107V106H171ZM175 107V106H174ZM178 107V106H177ZM184 107H185V105H184ZM183 107V108H184ZM191 107V106H190ZM264 107V106H263ZM24 108V107H23ZM26 108V107H25ZM85 108H82V109H85ZM144 108V107H143ZM176 108V107H175ZM175 108H174V110H175ZM186 108V107H185ZM184 108V109H185ZM204 108V107H203ZM257 108V107H256ZM7 109V108H6ZM21 109V108H20ZM63 109V108H62ZM66 109V108H65ZM70 109L67 111L68 112V114H70V113H72L71 111H70ZM79 109V108H78ZM77 109V110H78ZM81 109V108H80ZM101 109V110H100ZM121 109V108H120ZM122 109H123V107H122ZM150 109V108H149ZM218 109V108H217ZM260 109V108H259ZM264 109V108H263ZM262 109V110H263ZM11 110V109H10ZM25 110V112H27V111H29V110H27L26 111V109H24ZM117 110V109H116ZM127 110V109H126ZM163 110H167V108L166 109H163ZM170 110H173V109H170ZM178 110V109H177ZM177 110H175V112L177 111ZM181 110V109H180ZM261 110V109H260ZM7 111H9V109L7 110ZM14 111H15V109H14ZM14 111H12V112H14ZM64 111V110H63ZM69 111H70V113H69ZM114 111V112H113ZM118 111H121V110H118ZM184 111V110H183ZM187 111V110H186ZM192 111V110H191ZM195 111V110H194ZM202 111H203V109H202ZM209 111H210V109H209ZM243 111V110H242ZM264 111V110H263ZM61 114L60 116H59V113ZM76 112H79V110L78 111H75V114H77ZM81 112V111H80ZM88 112V113H89ZM160 113H161V111H159ZM159 112H155V113H159ZM166 112H168V111H166ZM173 112V111H172ZM177 112H179V110L177 111ZM234 112V111H233ZM232 112V113H233ZM237 112H238V110H237ZM237 112H235L236 114H237ZM240 112V111H239ZM245 112V111H244ZM256 112H257V110H256ZM259 112V111H258ZM6 113L8 114V115H6ZM15 113V112H14ZM74 113V112H73ZM81 113H83V112H81ZM118 113V112H117ZM122 113V112H121ZM153 113V112H152ZM151 113V114H152ZM158 114V115H161V114ZM165 113V112H164ZM235 113H233V114H235ZM18 114V113H17ZM171 113H169L168 114V116L170 115ZM181 114V113H180ZM184 114V113H183ZM189 114V113H188ZM191 114V113H190ZM13 116L15 115V114H12ZM19 115V114H18ZM83 115H84V113H83ZM82 115V116H83ZM96 115V114H95ZM97 115H99V113L97 114ZM112 115V114H111ZM172 115V114H171ZM174 115V114H173ZM173 115H172V117H173ZM175 115L177 116V115H179V114H176L175 113ZM186 115V114H185ZM195 115V114H194ZM231 115V114H230ZM254 115V114H253ZM12 116V117H13ZM70 116V115H69ZM72 116V115H71ZM81 116V114H79V116H78V118ZM90 116V115H89ZM94 116V115H93ZM112 116H114V115H112ZM118 116V115H117ZM165 116V115H164ZM183 116V115H182ZM188 116V115H187ZM234 116V115H233ZM20 117H21V115H20ZM20 117H18L17 115H16V119L15 120H21V119H19ZM33 117V116H32ZM63 117V116H62ZM62 117H61V119H62ZM84 117V116H83ZM86 117V116H85ZM109 117H111V116H109ZM151 119H150V121L151 122H153V124H154V126L156 125V121H157V115L155 116H149ZM159 117H161V116H159ZM175 117V116H174ZM181 117V116H180ZM191 117V116H190ZM193 117V116H192ZM197 117V118H196ZM196 117H194V119L193 120H197L198 119V116H196ZM203 117V116H202ZM206 117V116H205ZM209 117V116H208ZM207 117V118H208ZM242 117V116H241ZM241 117H239L240 119H241ZM23 118V117H22ZM59 118V119H58ZM99 118H97V117H95V120L97 121V123L96 124H98V125H101V124H99L100 122H102L101 120H99ZM113 118V117H112ZM120 118V117H119ZM163 118V117H162ZM162 118H160V119H162ZM177 118H179V117H177ZM187 118V117H186ZM186 118H184L183 119V121L186 119ZM206 118V119H207ZM210 118V117H209ZM231 118V117H230ZM11 119V118H10ZM30 119V118H29ZM31 119V120H32ZM65 119V118H64ZM69 119H71L72 120V117H70ZM105 119V118H104ZM108 119V118H107ZM118 119V118H117ZM116 119V120H117ZM164 119V118H163ZM165 119H167V118H165ZM172 119H175V118H172ZM182 119V118H181ZM192 119V118H191ZM252 119V118H251ZM14 120V121H15ZM27 120H25V121H27ZM63 120V119H62ZM79 120V119H78ZM81 121H82V119H80ZM88 120V119H87ZM149 120V119H148ZM190 120V118L188 119V121ZM199 121H202V120H200V117H199V119H198ZM198 120H197V122H198ZM243 120H244V117H243ZM249 120V119H248ZM27 121V122H28ZM65 121V122H64ZM67 120H63V124H62V127H63V125H66L67 126V124H64V123H67L66 122ZM72 121H74V120H72ZM106 121V120H105ZM111 121V120H110ZM114 121H115V119L112 121L113 123L111 124V122L110 123H108V124H111L110 126H109V128H111L112 126H114L116 129H117V134L116 135H114L115 136V141H112V143H111V145L112 146H115L117 143H119V141L120 142H122L123 141V139H127V137L128 136H130V133H124V134H122V132H123V128L121 127V128H119L120 126H118L117 127V125L116 124H118L117 122L118 121H116V123H114ZM122 121V120H121ZM162 121V120H161ZM170 121V120H169ZM172 121V120H171ZM187 121V120H186ZM203 121H205V120H203ZM210 121V120H209ZM220 121V120H219ZM58 122V121H57ZM57 122H54V123H56L57 124ZM69 122V121H68ZM71 122V121H70ZM94 122V121H93ZM104 122V121H103ZM165 122V121H164ZM168 122V121H167ZM167 122H166V124H167ZM185 122V121H184ZM246 122H248V121H246ZM10 123V122H9ZM20 123H21V121H20ZM19 123V124H20ZM26 123V122H25ZM71 123H73V122H71ZM75 123V122H74ZM106 123V122H105ZM105 123H103V124H105ZM158 123H160V122H158ZM163 123V122H162ZM176 123V122H175ZM177 123H178V121H177ZM188 123V122H187ZM193 123V122H192ZM208 123V122H207ZM210 123V122H209ZM215 123V122H214ZM232 123V122H231ZM231 123H229V124H231ZM238 123V122H237ZM253 123H254V126H256V130L254 129L253 130V132H256L257 130H258V132L259 131H261L262 129H264V115H260V113H259V115H255V117H254V121H253ZM27 124V123H26ZM45 124V123H44ZM60 124V123H59ZM93 124V123H92ZM95 124V125H96ZM119 124H121V123H119ZM152 124V123H151ZM188 124H190V123H188ZM187 124V125H188ZM52 125V124H51ZM50 125V126H51ZM61 125V124H60ZM60 125H58V126H60ZM74 125V124H73ZM80 125H82V124H80ZM122 125H123V123H122ZM160 125V124H159ZM162 125V124H161ZM160 125V126H161ZM174 125V124H173ZM204 125V124H203ZM221 125V124H220ZM223 125V124H222ZM253 125V124H252ZM50 126H48L49 127V131L50 130H52V128H50ZM65 126V127H66ZM70 127L72 126V125H69ZM68 126V127H69ZM83 126V125H82ZM150 127H152L153 125H149ZM198 126V125H197ZM22 127V126H21ZM52 127V126H51ZM61 126H60V132H61V128H62ZM65 127H63L64 128V130L65 129H67V128H65ZM94 127V126H93ZM97 127V125L94 127V128H96ZM108 127V126H107ZM107 127H103L104 129H106ZM125 127V126H124ZM134 127V126H133ZM157 128H159L158 127V125L156 126ZM164 127H165V125H164ZM167 127V126H166ZM165 127V128H166ZM199 127H201V126H199ZM199 127H197V128H199ZM226 127L227 126H225V129H226ZM249 127H250V125H249ZM248 127V128H249ZM102 128V129H103ZM127 128V127H126ZM132 128V127H131ZM161 128V127H160ZM170 128V127H169ZM168 128V129H169ZM207 128V127H206ZM215 128V127H214ZM222 128V127H221ZM221 128L219 129V130H221ZM252 128V127H251ZM251 128L248 130L249 132H250V130H251ZM46 129V128H45ZM108 129V128H107ZM113 129V128H112ZM115 129V130H116ZM167 129V128H166ZM43 130V129H42ZM47 130V129H46ZM69 130V129H68ZM70 130H71V128H70ZM108 130H110V129H108ZM108 130H106V131H108ZM133 130V129H132ZM155 130H157L156 128H155ZM164 130V129H163ZM205 130V129H204ZM218 130V131H219ZM224 130V129H223ZM59 131V130H58ZM103 131V130H102ZM152 131H153V129H152ZM194 131V130H193ZM208 131H210V129L208 130ZM51 132V131H50ZM60 132L59 133H57L58 134V136H59V134H60ZM62 132H66V131H63L62 130ZM61 132V133H62ZM104 132V131H103ZM110 132V131H109ZM113 133H114V131H112ZM133 132V131H132ZM163 132L164 131H160V135H162L163 134ZM198 132V131H197ZM203 132V131H202ZM213 132V131H212ZM4 133H5V135L4 136H6V131H4ZM10 133V134H11ZM23 133V132H22ZM153 133V132H152ZM155 133V132H154ZM158 133V132H157ZM162 133V134H161ZM166 134H167V132H165ZM164 133V134H165ZM172 132H170V134H171ZM193 133V132H192ZM219 133V132H218ZM227 133V132H226ZM260 133V132H259ZM261 133H262V131H261ZM261 133H260V135H261ZM9 134V133H8ZM56 134V135H57ZM108 134V133H107ZM106 134V135H107ZM112 134V133H111ZM119 134H121V135H119ZM163 134V135H164ZM197 134V133H196ZM211 134V133H210ZM215 134V133H214ZM241 134V133H240ZM246 134V133H245ZM244 133H242L239 137H237V138H234V139H232V140H235L236 141V143L237 142H239V144H240V147H239V155H240V157H241V161H236L235 159H233V158H231L230 156H228L229 155V153H228V155H227V157L230 159V162H231V165L234 167V168H236V169H240L243 173H244V175H245V179H247V186H248V189L251 191V193H250V195H251V197H250V201H251V204H252V209H251V219H250V227L251 228H246V229H248L247 230V235H248V237L247 238H249L248 239V241L250 242V244H254L256 247H259V245H263L264 246V169H263V165L261 164V163H263V162H261L260 163V158H259V156H263V155H261L262 153H261V148H259V145H258V141L256 142V140H254V139H256L255 137H258L257 135H255V134H252L251 132H250V134H248L249 136H247V134L245 135ZM64 135V134H63ZM68 135V134H67ZM70 135V134H69ZM75 135V134H74ZM105 135V134H104ZM113 135V134H112ZM133 135V134H132ZM169 135V134H168ZM175 135V134H174ZM218 135V134H217ZM220 135V134H219ZM223 135H225V134H223ZM263 135V134H262ZM120 136H122V137H120ZM192 136V135H191ZM68 137V136H67ZM155 137V136H154ZM166 137V136H165ZM171 137V136H170ZM169 137V138H170ZM212 137H214V136H212ZM218 137V136H217ZM216 137V138H217ZM224 137V136H223ZM234 137V136H233ZM262 137V136H261ZM10 138V137H9ZM159 138H160V136H159ZM168 138V137H167ZM172 138V137H171ZM264 138V137H263ZM4 140L5 139H7V138H3ZM78 139H79V135H78ZM162 139V138H161ZM215 139V138H214ZM225 139H227L226 137H225ZM229 139V138H228ZM231 139V138H230ZM252 140V142L254 143L253 145H251L252 143L249 141V140ZM13 140V141H14ZM56 140H57V137H56ZM69 140V139H68ZM159 141H160V139H158ZM165 140V139H164ZM164 140H162V141H164ZM168 141H169V139H167ZM211 140V139H210ZM213 140V139H212ZM259 140H261V139H259ZM61 141V140H60ZM76 141V140H75ZM78 141V140H77ZM126 141V140H125ZM167 141V142H168ZM170 141H173V140H170ZM229 140H227V142H228ZM2 142V141H1ZM4 142V141H3ZM9 142H11V141H9ZM15 142V141H14ZM15 142V143H16ZM124 142V141H123ZM122 142V143H123ZM158 142V141H157ZM165 142H166V140H165ZM226 142V141H225ZM261 142V141H260ZM262 142H264V141H262ZM13 143V142H12ZM67 143V142H66ZM121 143V144H122ZM158 143H160V142H158ZM175 143V142H174ZM234 143V144H233ZM232 144H233V146H235V142H233ZM6 144H8V143H6ZM77 144V143H76ZM166 144V143H165ZM168 144V143H167ZM169 144H170V142H169ZM172 144V143H171ZM176 144V143H175ZM223 144V143H222ZM262 144V143H261ZM1 145H3V144H1ZM0 145V146H1ZM12 145H14V144H12ZM11 145V146H12ZM16 145V144H15ZM60 147H59V146ZM63 145V144H62ZM75 145V144H74ZM110 145V146H111ZM156 145V144H155ZM9 146V145H8ZM76 146V145H75ZM118 146V145H117ZM161 146H163V144L161 145ZM173 146L174 145H172V148H173ZM229 146H230V144H229ZM232 146V147H233ZM237 146V145H236ZM5 147H6V145H5ZM10 147V146H9ZM9 147H7L6 148V151L7 150H9V154L11 155V153L12 152H14L13 151V149L10 151V149H9ZM16 147V146H15ZM116 147V146H115ZM155 147V146H154ZM157 147H158V145H157ZM156 147V148H157ZM171 147V146H170ZM224 147V146H223ZM228 147V146H227ZM264 147V146H263ZM167 148V146L165 145V149ZM229 148V147H228ZM228 148H226L225 147V149H228ZM63 149V148H62ZM61 149V150H62ZM163 149V148H162ZM165 149H164V151H165ZM260 149V150H259ZM16 150V151H17ZM66 150V149H65ZM167 150V149H166ZM168 150H171V148H169ZM233 150V149H232ZM238 150V149H237ZM263 150V149H262ZM0 151H2V150H0ZM4 151V150H3ZM173 151L174 150H172L171 152L173 153ZM227 151V150H226ZM231 151V150H230ZM170 152V151H169ZM170 152V153H171ZM264 152V151H263ZM1 153V152H0ZM3 153V152H2ZM18 153V154H19ZM47 153H48V155H47ZM68 153V152H67ZM160 153H161V151H160ZM165 153V152H164ZM169 153V154H170ZM259 153H261V154H259ZM101 154V153H100ZM168 154V155H169ZM230 154H231V152H230ZM1 155H3V154H1ZM5 155V154H4ZM56 155V154H55ZM68 155V154H67ZM66 155V156H67ZM121 155V154H120ZM256 155L258 156V157H256ZM119 156V155H118ZM225 156V155H224ZM233 156V155H232ZM4 157V156H3ZM6 157V156H5ZM226 157V158H227ZM237 157V156H236ZM264 157V156H263ZM263 157H262V160H263ZM61 158V157H60ZM94 158V157H93ZM119 158H120V156H119ZM259 158V159H258ZM46 159H48V161H47V167H46V169H45V167H44V164L46 163ZM224 159V158H223ZM119 160V159H118ZM218 160V159H217ZM220 160H222V159H220ZM220 160H218V162L220 161ZM261 160V161H262ZM17 161V160H16ZM99 161V160H98ZM107 161V160H106ZM97 162V161H96ZM217 162V163H218ZM83 163V162H82ZM216 163V162H215ZM214 163V164H215ZM88 164V163H87ZM104 164V163H103ZM103 164H102V167H104L103 166ZM124 164V163H123ZM212 164V163H211ZM223 164V163H222ZM230 164V163H229ZM85 165V164H84ZM101 165V164H100ZM105 165V164H104ZM208 165V164H207ZM230 165V166H231ZM63 166V165H62ZM74 166V165H73ZM72 166V167H73ZM107 166V165H106ZM217 166V165H216ZM61 167V166H60ZM232 167V168H233ZM105 168V167H104ZM89 169V168H88ZM210 169V168H209ZM219 169H220V167H219ZM235 169V170H236ZM48 170H49V172H48ZM74 170V169H73ZM72 170V171H73ZM83 170V169H82ZM85 170V169H84ZM94 170V169H93ZM100 170V169H99ZM234 170V171H235ZM70 171V170H69ZM86 171V170H85ZM90 171V170H89ZM89 171H87V172H89ZM74 172V171H73ZM108 172V171H107ZM111 172V171H110ZM203 172V171H202ZM213 172V171H212ZM8 173V172H7ZM13 173H14V171H13ZM25 173V174H26ZM71 173V172H70ZM86 173V172H85ZM101 173V172H100ZM56 174V173H55ZM73 174V173H72ZM60 175V174H59ZM108 175V174H107ZM212 175V174H211ZM13 176V175H12ZM49 176V177H50ZM71 176V175H70ZM82 176V175H81ZM87 176H89L88 174H87ZM209 176H210V174H209ZM54 177V176H53ZM53 177H51V178H53ZM50 178V179H51ZM92 178V177H91ZM95 178V177H94ZM206 178V177H205ZM204 178V179H205ZM10 179V178H9ZM101 179V178H100ZM122 179V178H121ZM52 181H53V179H51ZM93 180V179H92ZM91 180V181H92ZM119 180V179H118ZM73 181V180H72ZM75 181V180H74ZM83 181H85V180H83ZM207 181V180H206ZM96 182V181H95ZM98 182V181H97ZM81 183V182H80ZM84 183V182H83ZM50 184V183H49ZM52 184H53V182H52ZM107 184V183H106ZM70 185V184H69ZM73 185V184H72ZM112 185V184H111ZM6 186V185H5ZM33 186V187H32ZM54 186H56V185H54ZM54 186H52V185H50V187H51V191H53V189H54ZM122 186V185H121ZM46 187V186H45ZM102 187V186H101ZM8 188V187H7ZM26 188V187H25ZM58 188V187H57ZM76 188V187H75ZM81 188V187H80ZM79 188V189H80ZM103 188V187H102ZM133 188V187H132ZM135 188V187H134ZM100 188H98L97 190H99ZM104 189V188H103ZM103 189H101V190H103ZM123 189V188H122ZM34 190V191H33ZM76 190V189H75ZM95 191H96V189H95ZM100 191V190H99ZM130 192H131V190H130ZM139 192V191H138ZM77 193V192H76ZM96 193V192H95ZM132 193V192H131ZM135 194L137 193V192H134ZM134 193H132V194H134ZM244 194V193H243ZM68 195V194H67ZM81 195V194H80ZM121 195V194H120ZM130 195V194H129ZM72 196H73V194H72ZM242 196V195H241ZM246 196V195H245ZM26 197V196H25ZM45 197V196H44ZM118 197V196H117ZM139 197L140 196H128V197H125V198H127V199H124V198H116V199H119V200H122V202L120 201V204H119V208H118V210H117V213L120 211L119 209H121V213L123 214H121L120 212L118 213V214H120L121 216H126V215H128V216H126V218L128 217L129 218V220L127 221V222H133L134 223V225H140V224H144L145 225V223L144 222H146L147 221V218H148V216L150 215H146V211L143 209L142 210V205H141V207H136V205H135V201H137V200H139ZM46 198V197H45ZM44 198V199H45ZM57 199H58V201H56L58 204V207H59V205H60V209L58 210H56L57 211V213L56 214H60L61 216H63L64 217V222H66L65 223V225L64 226H66L67 225V223L69 224V219H72V217L70 218V216L68 215V214H66L65 213V209L62 207V205H61V202H63V201H61L60 200V196L59 197H56ZM242 198H243V196H242ZM29 199H30V197H29ZM28 199V200H29ZM32 199V198H31ZM30 199V200H31ZM26 200V199H25ZM29 200V201H30ZM115 200V199H114ZM54 201V202H55ZM24 202V201H23ZM22 202V203H23ZM27 202V201H26ZM53 202V201H52ZM71 202V201H70ZM94 202H96V200L94 201ZM93 202V203H94ZM116 202V201H115ZM124 202H126V204H123ZM137 202H139V201H137ZM15 203V204H14ZM25 203V202H24ZM63 204V203H62ZM70 204V203H69ZM77 204V203H76ZM56 205V206H57ZM71 205H73V204H71ZM24 206V205H23ZM67 206V205H66ZM20 207V206H19ZM26 207V206H25ZM145 207V206H144ZM24 208V207H23ZM30 208H31V205H30ZM32 208V209H33ZM68 208V207H67ZM70 208V207H69ZM73 208V207H72ZM21 209V208H20ZM146 210H147V207L145 208ZM84 210V209H83ZM82 210V211H83ZM197 210H200V209H197ZM22 211V210H21ZM69 211H71V210H69ZM75 211V210H74ZM85 211V210H84ZM153 212V211H152ZM33 213H34V211H33ZM74 213V212H73ZM72 213V214H73ZM134 213H136V214H134ZM147 213H148V211H147ZM130 214V215H129ZM132 214V215H131ZM206 215V214H205ZM78 216V215H77ZM113 216V215H112ZM116 216H118V215H116ZM152 217H154L153 215H151ZM195 216V215H194ZM199 216V215H198ZM207 216H208V213H207ZM97 216L96 215H93L92 217H91V219H94V218H96ZM156 217H158V216H156ZM209 217H211L210 215H209ZM242 217H244V216H242ZM98 218V217H97ZM113 218V217H112ZM123 219H125L124 217H122ZM150 218L151 217H149V220H150ZM206 218V217H205ZM114 219L116 220V217H115V215H114ZM118 219H119V216H118ZM123 219H122V223L121 224H123ZM137 219V220H136ZM153 219V218H152ZM151 219V220H152ZM156 219V218H155ZM69 220V221H68ZM73 220H74V217H73ZM95 220V219H94ZM107 220H109V219H107ZM114 220V221H115ZM126 220V219H125ZM157 220H158V218H157ZM157 220H153V225H154V227H155V230H153V231H157L158 233H161V231L163 230L162 229V225L160 224V222L159 221H157ZM109 221H113V220H109ZM209 221V220H208ZM76 222V221H75ZM116 222H117V220H116ZM115 222V223H116ZM118 222H120L119 220H118ZM70 223H72V222H70ZM110 223H112V222H110ZM110 223H109V226L108 225H106L107 226V228H103V230H102V234H100V235H102L101 236V239L99 240V239H97V237L96 236H94V237H92V234L93 233H91L92 231L91 230H88V231H91V232H88V237L90 236V239H89V246L87 247V249L89 248V252L90 253H95V255H97V258H96V260L95 261H92V262H94V264H107L106 263V256L104 255V253H105V251H106V249H108L107 247L109 246V245H111V246H113L114 247V245L113 244H115V242H117V241H114L113 240V238L112 237H114L115 236V234H114V236H113V234H111V232H113V229L115 228V226H116V224H112L114 227H112V225H110ZM132 223V224H133ZM95 224V223H94ZM150 224H152V223H150ZM15 225V224H14ZM62 225V224H61ZM125 225H127V224H125ZM209 225V224H208ZM244 225V224H243ZM71 226H72V224H71ZM98 226V225H97ZM132 226V225H131ZM142 226V225H141ZM149 226V225H148ZM73 227V226H72ZM63 227H61V229H62ZM73 228H75V227H73ZM116 228H117V231H118V227L116 226ZM116 228L114 229L115 231L114 232H117L116 231ZM134 228H136V227H134ZM143 228V227H142ZM146 228V227H145ZM60 229V228H59ZM141 229V228H140ZM140 229H137V230H140ZM153 229V228H152ZM70 230V229H69ZM202 230V229H201ZM200 230V231H201ZM71 231V230H70ZM84 231V230H83ZM146 232H148L149 230H145ZM252 231H256L258 234H259V238L258 239H254L253 237H252ZM69 232V231H68ZM87 232V231H86ZM104 232V233H103ZM120 232V231H119ZM122 232V231H121ZM150 232V231H149ZM0 233V234H1ZM151 233V232H150ZM155 233V232H154ZM153 232H152V234H154ZM157 233V234H158ZM122 234V233H121ZM156 234V233H155ZM154 234V235H155ZM156 234V235H157ZM49 235H51V234H49ZM99 235V234H98ZM153 235V236H154ZM159 235V234H158ZM164 235V234H163ZM1 236V235H0ZM117 236V235H116ZM161 236V235H160ZM165 236V235H164ZM162 237V236H161ZM166 237V236H165ZM256 237V236H255ZM123 238V237H122ZM134 238V237H133ZM149 237H147V239H148ZM155 238V237H154ZM138 239V238H137ZM152 239V238H151ZM156 239V238H155ZM163 239V238H162ZM162 239H160V240H162ZM78 240H79V238H78ZM133 240H135V239H133ZM150 240V239H149ZM159 240V237H157V241ZM164 240V239H163ZM162 240V241H163ZM148 241V240H147ZM156 241V240H155ZM154 241V242H155ZM136 242H139V241H136ZM159 242V241H158ZM248 242V243H249ZM67 244V243H66ZM88 244V243H87ZM136 244V243H135ZM135 244H134V248H135ZM148 244H149V242H148ZM151 244V243H150ZM155 244H156V242H155ZM159 244V243H158ZM118 245V244H117ZM167 245V244H166ZM248 245V244H247ZM253 245V246H254ZM66 246V245H65ZM120 246V245H119ZM157 246V245H156ZM155 246V247H156ZM244 247V246H243ZM248 247H250L249 245H248ZM251 247H252V245H251ZM256 247H255V249H256ZM137 248H138V246H137ZM211 248V247H210ZM85 249V248H84ZM84 249H83V247H81L80 248V251H81V257H80V259L78 260V264H88V262H89V252H87L86 250L84 251ZM115 249V248H114ZM260 249V248H259ZM258 249V251H260ZM109 252V251H108ZM212 252V251H211ZM107 253V252H106ZM210 253V252H209ZM243 253H245L244 255H246V256H248V262H249V264H255L256 262H257V257L255 256V255H253L252 254V252H250L249 250H246L245 252H243ZM78 254V253H77ZM93 255V254H92ZM105 257H104V256ZM107 255V254H106ZM78 256V255H77ZM91 256V255H90ZM168 256H169V254H168ZM205 256H206V254H205ZM212 257V256H211ZM214 257V256H213ZM77 258H79V256L77 257ZM167 258V257H166ZM184 258V257H183ZM92 259H94V257L92 258ZM208 259V258H207ZM206 259V260H207ZM112 260V259H111ZM202 260V259H201ZM200 260V261H201ZM76 261V260H75ZM170 261V260H169ZM91 262V261H90ZM189 262V261H188ZM187 262V263H188ZM206 263H207V261H205ZM205 262H203V263H205ZM76 263V262H75ZM112 263H113V261H112ZM180 263V262H179ZM184 263V262H183ZM209 263V262H208ZM47 264V263H46ZM90 264V263H89ZM177 264V263H176ZM210 264V263H209ZM220 264V263H219Z\"/></svg>",
	"mask_w": 264,
	"mask_h": 264
}]
</instances>
